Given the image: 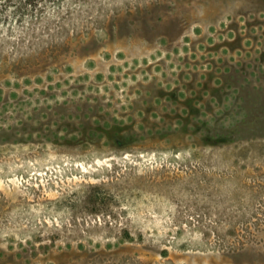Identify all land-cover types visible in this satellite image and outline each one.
<instances>
[{
  "label": "rangeland",
  "instance_id": "1",
  "mask_svg": "<svg viewBox=\"0 0 264 264\" xmlns=\"http://www.w3.org/2000/svg\"><path fill=\"white\" fill-rule=\"evenodd\" d=\"M0 264H264V0H70L0 41Z\"/></svg>",
  "mask_w": 264,
  "mask_h": 264
},
{
  "label": "trees",
  "instance_id": "2",
  "mask_svg": "<svg viewBox=\"0 0 264 264\" xmlns=\"http://www.w3.org/2000/svg\"><path fill=\"white\" fill-rule=\"evenodd\" d=\"M70 0H0V41L17 33L48 14L62 9Z\"/></svg>",
  "mask_w": 264,
  "mask_h": 264
}]
</instances>
